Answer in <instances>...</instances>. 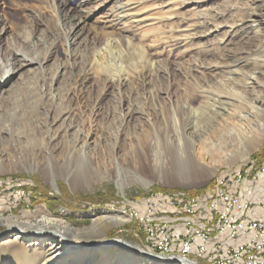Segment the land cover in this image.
<instances>
[{"label": "rangeland", "instance_id": "1", "mask_svg": "<svg viewBox=\"0 0 264 264\" xmlns=\"http://www.w3.org/2000/svg\"><path fill=\"white\" fill-rule=\"evenodd\" d=\"M59 1L0 0V77L15 71L0 85V213L30 219L43 206L84 229L93 210L123 211L128 221L78 248L119 237L158 253L134 210L159 193H205L218 175L264 163L263 136L240 152L255 123L241 115L250 101L264 107V0ZM14 51L38 64L12 67ZM227 65L238 72L213 78ZM174 118L205 129L182 176L166 148ZM85 140L84 183L72 187L55 168L52 178L47 163L71 151L77 159Z\"/></svg>", "mask_w": 264, "mask_h": 264}, {"label": "bare ground", "instance_id": "2", "mask_svg": "<svg viewBox=\"0 0 264 264\" xmlns=\"http://www.w3.org/2000/svg\"><path fill=\"white\" fill-rule=\"evenodd\" d=\"M78 2H80V0L59 1L63 6L68 4L74 6V4ZM73 17V15L59 16V18L66 22H70V19ZM73 20L76 22L72 21V25L75 24L78 28L83 23L82 19L79 17H74ZM72 25H70V28ZM108 33L109 32H105V34ZM107 42L105 46L106 49L110 46L109 42L111 41ZM9 59L10 62H8L10 65L12 64V67L13 65L24 66L38 64L37 60L26 58L21 53L15 51L11 54ZM262 61L261 65H264V59ZM225 67L224 69L213 68L211 71L213 78H217V75L238 72V70H235L230 65ZM14 72L13 68H7L4 71V75L0 77V85L2 86ZM249 77L250 75L247 76V74H245L246 79ZM116 80V85L121 87L124 82L123 79ZM216 100L217 99H215V101ZM228 103L230 104V101ZM261 106V104L256 106L250 101L249 114L241 115L243 119L252 116L255 122L253 126L250 127V130H247L243 139L240 140L242 144L240 152L243 155L251 150L259 137H264V107ZM250 113H252V115H250ZM219 114V112H213L214 116L211 117L209 123L212 124L213 121L216 120V117L218 118V116H220ZM173 121L169 129L172 134H168L166 136L168 138L165 139L168 140L166 148L173 160L174 171L176 174L182 176L189 165V155L193 154V144L199 140L205 129L202 127L201 130V125L198 123L192 122L189 125L187 123L183 124L176 118H174ZM229 133H231L230 130ZM85 145L86 140L81 144L80 148H78L80 154H78L77 159L73 157V152L71 151L66 155L64 161L58 162L55 160L51 163H47V170L51 177L53 178V170L55 168L72 187L77 184H83L85 176L83 177V165H80V163H82L81 161L84 159L82 158L83 155L80 158L79 155H81L83 151L82 148ZM207 154L210 153L207 152ZM256 165H244L237 170H245L248 166ZM228 171L221 174V176L232 177V172H234V186H241L244 184L246 172L235 171V169ZM115 179L119 188H122L123 181L119 171H116ZM220 191L221 192L218 194V202L219 204H223V206L217 213V218L209 219L208 234H215V227H218V222L235 220V212H231V203H228V184L220 183ZM158 196H156V198H158ZM190 197L191 196L182 194L181 192L174 193L173 204H187V201H190ZM252 201H260V194H252ZM165 202H172V195H165ZM232 204H240V195H232ZM205 214L207 217H215L216 205L208 204V206H205ZM91 215L93 216V222L90 227L76 229L62 216L49 213L43 206L37 207L34 217L30 219H21L13 214L3 215L0 213V224L6 226L5 231L0 233V264H195L194 261L179 255L169 256L165 253H154L149 249L141 247L138 243L133 241L130 242L119 237L105 240L99 238L92 245L80 250L78 246L89 238L101 235L105 233L109 227H117L120 223L130 219V216L123 211L107 208L93 210ZM181 223L182 216H174L173 220H155V228L177 229L180 228ZM181 238L182 230L170 232V240ZM218 249H227L226 235H219Z\"/></svg>", "mask_w": 264, "mask_h": 264}, {"label": "built area", "instance_id": "3", "mask_svg": "<svg viewBox=\"0 0 264 264\" xmlns=\"http://www.w3.org/2000/svg\"><path fill=\"white\" fill-rule=\"evenodd\" d=\"M235 171L246 172L241 186H234V172L232 177L218 175L211 188L191 195L187 204H173L174 193H159L150 204H142V212L134 210L150 246L195 264H264V163ZM220 183L228 184V203L235 220L218 222L215 234H208L209 219L217 218L223 206L218 202ZM252 194H260V201H252ZM165 195H172V202H165ZM232 195H240V204H232ZM208 204L216 205L215 217L206 216ZM174 216H182L180 228H155V220H173ZM175 230H182V238L170 240ZM219 235L227 236V249H218Z\"/></svg>", "mask_w": 264, "mask_h": 264}]
</instances>
